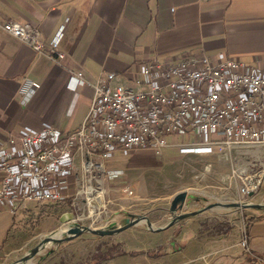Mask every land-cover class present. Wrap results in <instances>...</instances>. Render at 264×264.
I'll list each match as a JSON object with an SVG mask.
<instances>
[{
  "label": "crops",
  "instance_id": "1",
  "mask_svg": "<svg viewBox=\"0 0 264 264\" xmlns=\"http://www.w3.org/2000/svg\"><path fill=\"white\" fill-rule=\"evenodd\" d=\"M6 20L30 23L47 43L62 29L65 57L37 53L4 30ZM189 53L246 62L264 55V0H0V141L45 122L64 133L77 129L93 94L87 84H69L78 72L90 81L115 72L132 84L143 62L175 63ZM25 78L41 83L29 101L20 95ZM139 153L115 155L130 160L112 168L122 174L106 180L108 192L131 183L154 155ZM44 203L0 209V264L17 258L20 222L31 212L48 215ZM180 239L165 253L125 249L95 264H264V213L230 226L191 220Z\"/></svg>",
  "mask_w": 264,
  "mask_h": 264
},
{
  "label": "built area",
  "instance_id": "2",
  "mask_svg": "<svg viewBox=\"0 0 264 264\" xmlns=\"http://www.w3.org/2000/svg\"><path fill=\"white\" fill-rule=\"evenodd\" d=\"M3 28L55 62L65 57L62 29L47 43L30 23L6 20ZM72 81L73 89H93L77 129L64 133L45 122L0 141V209L84 194L93 203L104 181L122 174L105 166L106 158L119 153L178 146L183 153L228 155L237 146L264 145V55L246 62L222 53H189L175 63L143 62L132 84L115 72L95 81L78 72ZM40 87L25 78L22 99L29 101ZM182 137L186 142L180 143ZM261 178L259 172L242 174L241 192H254ZM122 191L131 193L128 185ZM241 243L248 245L246 236Z\"/></svg>",
  "mask_w": 264,
  "mask_h": 264
},
{
  "label": "rangeland",
  "instance_id": "3",
  "mask_svg": "<svg viewBox=\"0 0 264 264\" xmlns=\"http://www.w3.org/2000/svg\"><path fill=\"white\" fill-rule=\"evenodd\" d=\"M184 142L186 140L180 138V143ZM147 150L154 152L151 161L131 183L124 184L130 187L131 193L122 191L124 185L121 190L108 192L105 187L107 178L99 189L103 192V200L95 198V207L90 205L84 194L76 199L68 197L63 201L44 203L43 208L48 215L31 212L23 218L20 222L22 232L16 238V246L19 247L17 258L9 264L32 252L47 236L66 237L70 227L106 223L118 225L125 218L144 214L154 227H160L181 212L194 211L211 203L264 204V145L237 146L228 155L183 153L178 146H168L160 152L149 148L144 151ZM129 160L127 156H113L105 159V166L110 170ZM254 172L262 175L261 183L251 195L243 194L240 189L241 175H252ZM180 192L187 193L186 199L181 208L177 205L173 211V199ZM263 213L264 206H215L202 213L182 217L159 232L138 223L113 235L86 233L66 242L44 244L39 256L22 264H95L98 262L96 256L108 259L110 254L114 257L118 251L125 252V249L133 251L131 254L140 251L165 253L182 243L180 231L191 220L230 226V221L243 222V219Z\"/></svg>",
  "mask_w": 264,
  "mask_h": 264
},
{
  "label": "water",
  "instance_id": "4",
  "mask_svg": "<svg viewBox=\"0 0 264 264\" xmlns=\"http://www.w3.org/2000/svg\"><path fill=\"white\" fill-rule=\"evenodd\" d=\"M252 194V193H251ZM250 194V195H251ZM187 193L186 192H180L177 193L173 199V207L171 210H176L177 205L178 208L183 206V203L186 199ZM215 206H224V207H241V208H247V207H254V208H261L264 206V204H253V203H240V202H231V203H222V202H216V203H211L209 205H206L204 207H201L197 210L194 211H187V212H181L178 215L175 216L173 220H171L169 223L160 226V227H154L152 224L151 220L149 217L144 214V215H135L133 218H125L121 222H119L118 225H115L113 223H106V224H100L97 226H78V227H70L66 231V237H57V236H47L45 237L42 241H40L39 245L34 248L32 252L26 253L24 256L21 258L17 259L14 261L12 264H22L23 262H26L27 260L34 258L35 256H39L41 254L42 246L44 244H57V243H62L66 242L75 238H78L82 236L83 234L86 233H94L98 235H113L116 234L122 230H125L135 224L138 223H144L150 228L151 231L153 232H159L162 231L169 226L175 224L180 218L188 216V215H193V214H198L200 212H203L205 210L211 209Z\"/></svg>",
  "mask_w": 264,
  "mask_h": 264
},
{
  "label": "bare ground",
  "instance_id": "5",
  "mask_svg": "<svg viewBox=\"0 0 264 264\" xmlns=\"http://www.w3.org/2000/svg\"><path fill=\"white\" fill-rule=\"evenodd\" d=\"M96 195H97V197H98L99 200H103V192H98ZM99 200H98V201H99ZM90 205H91L92 207H95L96 204L93 202V203H91ZM92 209H93V208H92Z\"/></svg>",
  "mask_w": 264,
  "mask_h": 264
},
{
  "label": "trees",
  "instance_id": "6",
  "mask_svg": "<svg viewBox=\"0 0 264 264\" xmlns=\"http://www.w3.org/2000/svg\"><path fill=\"white\" fill-rule=\"evenodd\" d=\"M117 253H118V254H122V253H123V250L118 251ZM112 256H113V255L110 254V256H108V257H112ZM102 259H104V257H102L101 255L96 256V260H97L98 262L101 261Z\"/></svg>",
  "mask_w": 264,
  "mask_h": 264
}]
</instances>
